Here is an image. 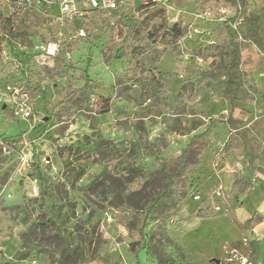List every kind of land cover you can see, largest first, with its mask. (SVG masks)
Here are the masks:
<instances>
[{"label": "rangeland", "instance_id": "obj_1", "mask_svg": "<svg viewBox=\"0 0 264 264\" xmlns=\"http://www.w3.org/2000/svg\"><path fill=\"white\" fill-rule=\"evenodd\" d=\"M83 1L76 0L85 11L76 18L61 10L59 0H16L21 10L0 0L21 33L4 43L0 88L20 83L35 102L30 119H15L0 100V140L15 144L9 154L0 148V264H160L158 256L165 264H226L224 242L236 219L220 178L217 184L212 179L226 160L212 163L209 175L200 168L201 157L195 166L185 164L195 136L206 133L207 146L244 126L230 112L234 88L225 65L232 56L218 66L215 80L198 86L214 59L200 51L222 43L223 22L197 12L196 0H134L115 20L85 9ZM237 1L243 17L235 31L241 43L233 70L236 105L249 113L264 100L248 83L253 56L264 57V0ZM156 11L169 25L185 27L184 37L144 59L121 56L125 30L113 31V23ZM50 43L60 48L49 60L43 49ZM122 90L130 97L118 103ZM99 99L111 100L113 111L99 113ZM23 155L30 159L25 168ZM34 179L38 196H32ZM204 184L211 191L207 198ZM166 185L170 199L148 212ZM198 191L201 203L193 199ZM40 213L52 218L53 229L35 228ZM142 229L148 240L162 234L172 243L134 253Z\"/></svg>", "mask_w": 264, "mask_h": 264}, {"label": "crops", "instance_id": "obj_2", "mask_svg": "<svg viewBox=\"0 0 264 264\" xmlns=\"http://www.w3.org/2000/svg\"><path fill=\"white\" fill-rule=\"evenodd\" d=\"M255 57L252 58L254 68L252 66L248 72V83L264 99V57ZM237 100L238 93L233 103L230 101L231 116L234 121L243 122L244 126L233 127L227 138L218 136L210 139L202 152L201 162L204 163L200 168L209 175L212 163L217 167L220 158L228 161L220 163V175L212 178L214 184L219 183L220 178L229 198L227 203L236 219V223L229 221L234 233L225 237L223 248H226L228 255L226 264H242V259L264 264V100L249 113H241L237 109ZM256 112L262 115L258 120L253 118ZM201 191H204L206 198L210 196L211 191L206 184ZM195 195L201 197L198 203L204 201L201 192H195L193 199Z\"/></svg>", "mask_w": 264, "mask_h": 264}, {"label": "trees", "instance_id": "obj_3", "mask_svg": "<svg viewBox=\"0 0 264 264\" xmlns=\"http://www.w3.org/2000/svg\"><path fill=\"white\" fill-rule=\"evenodd\" d=\"M13 6L17 7L15 3L16 0H12ZM148 5L154 4L153 0H145ZM196 10L199 13H204L207 9L212 11H218L221 7L226 9L227 20L222 23L219 27L218 33L222 37V43L216 47L204 48L200 51L203 57L209 58L213 57V63L208 71L202 73V80L198 84L201 86L208 80L216 79V72L218 66L224 65L225 60L229 59L231 56L233 59L228 61L225 65V69L230 76L229 85L234 88V94L231 102L237 98L238 85L234 81L233 70L236 65V58L240 55L241 52V43L237 32L231 28V23L239 18L243 17V6H241L237 0H196L195 2ZM18 10H21L20 7H17ZM163 13L156 11L147 15L144 19L134 18V19H125L126 21L120 20L113 23L112 30H118V28H123L124 38L122 43L125 45V49L122 50L121 56H127L130 59L138 60L144 59L145 56L152 53L154 50L159 49L160 47L168 48L174 46L181 38L186 34V28L183 27L180 23H174L169 25L166 19L162 17ZM113 20L115 18L112 16ZM111 18V19H112ZM116 27V28H115ZM21 36V33L17 30L16 21L13 15H6L2 7L0 6V54L3 52L4 43L10 39ZM216 50L217 52L214 55H211V51ZM121 59V58H120ZM195 90H197V83L192 85ZM187 86H183L180 90V93L185 91ZM199 88V87H198ZM130 95L126 94L123 90L119 95H116L117 102L120 103L121 99H128ZM128 101V100H127ZM73 101H69L70 103ZM94 105L99 109V113L107 114L113 111V103L109 99H99L94 103ZM233 105V104H232ZM206 133L195 136L190 141L186 149L185 164L190 166H195L199 163L202 152L206 147V143L202 141ZM137 171V170H136ZM110 189H113L111 186ZM114 192V191H113ZM109 193H111L109 191ZM172 190L168 185L159 192L154 198L150 200V203L147 204L148 212L156 213L160 210L164 203L170 199ZM113 195V193H111ZM55 197V196H53ZM35 224L38 230L53 229L54 225L52 218H47L44 213H40L35 218ZM143 235V229L140 232V238L138 241L132 244L131 250L134 253H137L140 249H152V248H162L165 244H171L172 242L165 235H157L155 238L150 240L146 239ZM160 264H165L162 256H158Z\"/></svg>", "mask_w": 264, "mask_h": 264}, {"label": "built area", "instance_id": "obj_4", "mask_svg": "<svg viewBox=\"0 0 264 264\" xmlns=\"http://www.w3.org/2000/svg\"><path fill=\"white\" fill-rule=\"evenodd\" d=\"M44 2L49 3L50 0H42ZM134 0H84L83 5L85 6V9L96 11L100 10L103 12L108 13L110 16H113L116 19L121 18L122 13L121 11L124 10V7L126 4L132 3ZM169 0H164V2H168ZM61 10L64 13H67L68 15L74 16V17H82L85 13L84 10H82L81 5H79L76 0H59ZM208 17L214 19L216 18L215 15H218V17L221 19V22H225L227 20V13L226 9L224 7H221L218 11H212L210 9H207L204 13ZM242 23V18L239 17L235 19L231 23V28L234 31H238L239 27ZM84 32V31H82ZM209 45H213L212 42L209 43ZM59 44L57 43H50L47 47L43 49L44 55L46 59H53L57 56L59 52ZM205 48V47H204ZM197 61L199 63H204L205 60L202 57H198ZM0 100L2 102V105L5 106V108H8L11 113L12 117L15 119H30L34 112H35V102L33 101V98L31 97L30 91L25 88L20 83L18 84H5L2 88H0ZM5 139L0 140V148L3 149V151L7 154L11 153V148L15 146L14 143H10L8 141H3ZM31 158V157H30ZM23 166H27L30 162V159L23 155L22 157ZM32 185V196H38L40 193L38 180L34 179L31 181ZM194 199L196 201H200L201 197L199 195H195ZM242 264H255L247 259H242Z\"/></svg>", "mask_w": 264, "mask_h": 264}, {"label": "water", "instance_id": "obj_5", "mask_svg": "<svg viewBox=\"0 0 264 264\" xmlns=\"http://www.w3.org/2000/svg\"><path fill=\"white\" fill-rule=\"evenodd\" d=\"M4 109H5V106H4ZM215 263L217 264H220V261L219 260H213Z\"/></svg>", "mask_w": 264, "mask_h": 264}]
</instances>
